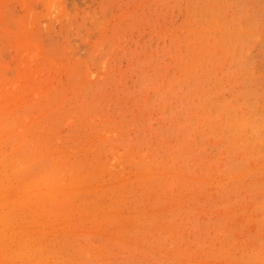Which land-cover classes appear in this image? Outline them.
<instances>
[{
	"label": "rangeland",
	"instance_id": "obj_1",
	"mask_svg": "<svg viewBox=\"0 0 264 264\" xmlns=\"http://www.w3.org/2000/svg\"><path fill=\"white\" fill-rule=\"evenodd\" d=\"M0 264H264V0H0Z\"/></svg>",
	"mask_w": 264,
	"mask_h": 264
}]
</instances>
